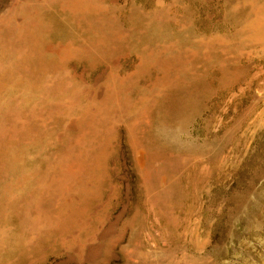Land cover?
<instances>
[{
	"label": "rangeland",
	"instance_id": "374dc122",
	"mask_svg": "<svg viewBox=\"0 0 264 264\" xmlns=\"http://www.w3.org/2000/svg\"><path fill=\"white\" fill-rule=\"evenodd\" d=\"M0 264H264V0H0Z\"/></svg>",
	"mask_w": 264,
	"mask_h": 264
}]
</instances>
